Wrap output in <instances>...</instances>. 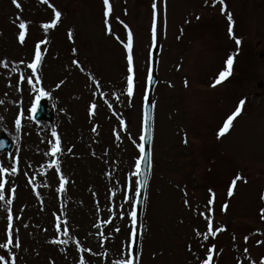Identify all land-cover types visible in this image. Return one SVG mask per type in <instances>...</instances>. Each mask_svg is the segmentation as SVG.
I'll use <instances>...</instances> for the list:
<instances>
[{
    "label": "rangeland",
    "instance_id": "1",
    "mask_svg": "<svg viewBox=\"0 0 264 264\" xmlns=\"http://www.w3.org/2000/svg\"><path fill=\"white\" fill-rule=\"evenodd\" d=\"M18 3L0 0V136L12 142L0 165L18 169L0 172V264H13V255L15 264H202L209 252L210 264H264V0H224L226 11L219 0H110L107 16L103 0ZM55 11L58 23L45 30ZM154 43L150 171L134 224ZM229 55L234 71L214 84ZM239 98L242 110L218 135ZM39 102L50 119H34ZM9 209L13 243L5 249ZM209 218L212 231L223 226L215 236Z\"/></svg>",
    "mask_w": 264,
    "mask_h": 264
},
{
    "label": "snow or ice",
    "instance_id": "2",
    "mask_svg": "<svg viewBox=\"0 0 264 264\" xmlns=\"http://www.w3.org/2000/svg\"><path fill=\"white\" fill-rule=\"evenodd\" d=\"M104 2V5H105V15L107 16L111 10H112V5L110 4V0H103ZM207 2V0H206ZM13 3L16 4V6L19 8L20 7V4L18 3V0H13ZM212 3L215 4L217 3V0H212ZM219 3L223 5V7L221 8V11H226V8H227V5L224 3V0H219ZM153 8L155 9L156 8V4L154 3L153 4ZM61 16V13L59 11H55V17L56 19H53L50 23H45L43 25V28L45 30H47L49 27H54L58 21H59V18ZM227 16H228V21H229V28H228V32L230 34H233V29H232V15L231 13H227ZM19 34H18V39L21 43L24 42L25 40V36H26V32H27V26L24 22H21L19 24ZM109 31H111V28L109 27L108 29ZM155 33H156V29H155V25L153 26V39H155ZM69 36H71V30L69 31ZM132 33L131 31H129L128 33V41H127V44H126V48L128 49V55H127V61H128V71L129 73H131L133 71V56H132V52H131V49H132ZM241 41L237 38L236 39V43L239 44ZM45 43V41H40L39 43H37L36 45V51H35V59L33 61H31L29 64H28V67L31 68L32 72L33 73H36L37 72V67L41 61V51H40V46ZM20 63H23V61H21ZM74 63H79L78 61H74ZM226 64L228 66V70L227 71H221L219 73V76L218 78L214 81V84L216 83H220L223 79L226 78L227 75L230 74V70H231V66L233 64V56L232 55H229L227 57V60H226ZM5 66H7V63L5 62ZM21 79H24V77L22 76ZM37 80H39V76L36 77ZM28 82L29 84L32 83V78L29 77L28 78ZM59 86V85H58ZM127 92L129 95L132 94L133 92V77L132 75H129L127 77ZM41 93L43 95H48V93L44 92V90L41 88ZM246 101L244 99H241L239 101V105L236 107L235 111L229 115L227 117V120L225 121L223 127H221L219 129V132H218V135H223L230 127L231 125V122L233 120V118L238 115L240 113V111L242 110V106L244 105ZM0 103H3V101H0ZM93 108H95V105L92 106ZM32 111H35L36 110V105L33 104L32 105ZM20 119L19 117L16 119V125L17 127L20 126ZM95 131V129H93ZM52 135L56 138V144L52 147L51 149V152L53 155H55V153H57L58 151H60V148H59V142H60V138H59V135L58 133L53 130L52 132ZM143 139H146V137H142ZM185 142H187L185 140ZM140 148L141 150L143 151V145H140ZM53 164H56V165H59V160H53L52 161ZM136 168H137V171H139V168H140V164L139 162L136 163ZM18 169L13 167L11 169L9 168H6V167H3L2 165H0V172H3V173H8L9 171L15 173ZM59 170V169H57ZM241 177L239 175H237L235 177V179L233 180L232 182V186L229 187L228 189V194L229 195H232L233 194V188L235 186V182L236 180H239ZM64 183H65V178L63 177V175H61L60 177V185H61V190H63V187H64ZM4 188V184L3 183H0V189H3ZM137 191H139V189H137ZM210 192L212 191L211 189L209 190ZM12 193H13V196L15 194V188L13 187L12 189ZM213 195V198H214V193L212 194ZM4 199V195H3V192L0 191V200ZM11 200H8V203L11 204ZM213 202V200H209L208 203L211 204ZM227 206L225 205V210H226ZM261 212L264 213V209H261ZM132 222L135 224V213L133 212L132 214ZM8 228H7V234H8V239L7 241L2 245L3 248L7 249L8 246L10 244L13 243V234H12V224H11V221H12V215H11V210L9 209V215H8ZM60 227V224L59 222H57V229H59ZM223 230V226H221L220 228H217L216 231H212V222H211V219L209 218V222H208V232L211 233V235L215 236L217 234V232H220ZM205 239L208 238L207 234H205L204 236ZM245 239H247V237H245ZM55 242V241H53ZM15 246L16 247H20V239H19V236L16 237L15 239ZM214 247V246H213ZM5 260V256H0V261H4ZM212 260V255H211V252H209V255L206 259H204L202 261V264H210ZM13 264H15V257L13 255ZM80 264H84V259L81 258L80 260ZM120 264H133V260L132 259H125V260H122L120 261ZM253 264H255V262H253Z\"/></svg>",
    "mask_w": 264,
    "mask_h": 264
},
{
    "label": "water",
    "instance_id": "3",
    "mask_svg": "<svg viewBox=\"0 0 264 264\" xmlns=\"http://www.w3.org/2000/svg\"><path fill=\"white\" fill-rule=\"evenodd\" d=\"M155 51V48H154ZM152 71H151V78H150V84L152 85L154 82V66H155V62L154 60H152ZM150 85V86H151ZM150 116H151V107L150 105L147 103L146 104V116H145V133H144V137H146V139H144V154H143V159H142V163H141V168L139 171V192H138V197H137V201H136V207H137V214L139 213L140 207H141V201L143 198V193H144V186H145V182H146V177L149 171V154H148V144H149V140H150V130H149V124H150ZM42 117H51L50 115H47L44 111V106H40V109L38 112H36V118H42ZM11 146V141H9L6 137L2 136L0 137V151H3L4 149H9Z\"/></svg>",
    "mask_w": 264,
    "mask_h": 264
}]
</instances>
